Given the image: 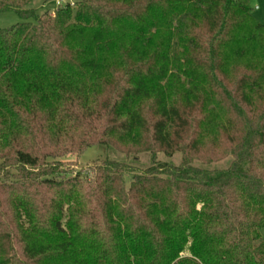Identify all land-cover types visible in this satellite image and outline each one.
<instances>
[{
  "label": "trees",
  "instance_id": "16d2710c",
  "mask_svg": "<svg viewBox=\"0 0 264 264\" xmlns=\"http://www.w3.org/2000/svg\"><path fill=\"white\" fill-rule=\"evenodd\" d=\"M31 1L0 0L22 19L0 27V264H264L250 0ZM98 144L154 159L71 174Z\"/></svg>",
  "mask_w": 264,
  "mask_h": 264
},
{
  "label": "rangeland",
  "instance_id": "374dc122",
  "mask_svg": "<svg viewBox=\"0 0 264 264\" xmlns=\"http://www.w3.org/2000/svg\"><path fill=\"white\" fill-rule=\"evenodd\" d=\"M58 0H34L27 4V8L36 9L41 14L44 10L53 11L57 9ZM77 1V0H69ZM254 10V16L260 22L264 21V0H250ZM22 19L15 11L9 10L7 12H0V27H9L16 22H20ZM115 159L121 162H125L129 165V172L127 173V180L130 176L136 172L145 170L152 165L154 156L149 153H140L139 155L126 156L122 152L114 148H106L103 144L93 145L85 150L81 155H67L61 158L64 162H68L71 167V174L75 175L77 172L88 171L89 168L97 163H101L105 159ZM156 158L160 161H167L179 164L181 160V154L177 153L171 158L164 153H158ZM1 162V161H0ZM229 164V159L218 161V163L210 164L211 168L226 167ZM16 169H12L15 172ZM261 239L264 242V229L261 231Z\"/></svg>",
  "mask_w": 264,
  "mask_h": 264
},
{
  "label": "built area",
  "instance_id": "2783aa9c",
  "mask_svg": "<svg viewBox=\"0 0 264 264\" xmlns=\"http://www.w3.org/2000/svg\"><path fill=\"white\" fill-rule=\"evenodd\" d=\"M74 2L75 1H69V0H58L57 1V6H60V5H63V4H66V3H70V5H74Z\"/></svg>",
  "mask_w": 264,
  "mask_h": 264
},
{
  "label": "crops",
  "instance_id": "0c3cea01",
  "mask_svg": "<svg viewBox=\"0 0 264 264\" xmlns=\"http://www.w3.org/2000/svg\"><path fill=\"white\" fill-rule=\"evenodd\" d=\"M252 12H253V15H254V10H252ZM262 22H264V21H262Z\"/></svg>",
  "mask_w": 264,
  "mask_h": 264
}]
</instances>
